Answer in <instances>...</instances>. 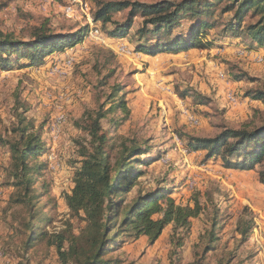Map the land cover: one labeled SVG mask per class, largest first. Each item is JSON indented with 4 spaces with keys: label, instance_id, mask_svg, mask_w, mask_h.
Instances as JSON below:
<instances>
[{
    "label": "rangeland",
    "instance_id": "rangeland-1",
    "mask_svg": "<svg viewBox=\"0 0 264 264\" xmlns=\"http://www.w3.org/2000/svg\"><path fill=\"white\" fill-rule=\"evenodd\" d=\"M114 1L161 0H0V36L27 42L40 28L63 35L84 30L79 43L41 63L28 66L23 58L0 70V139L12 140L13 131L25 127L41 136L46 149L39 158L45 170L37 183L42 221L35 222L34 240L27 245L28 233L16 229L20 207L8 202L9 149L0 145V264H61L54 242L37 235L70 225V233L78 236L83 229L81 217L71 218L63 200L71 189L77 143L85 138L74 123L101 104L108 109L105 97L115 85L122 88L127 111H115L102 124L107 128L111 117L122 120L112 130L114 142L129 137L150 146L151 161L140 169L145 172L140 184L145 189L166 187L180 205L191 206L197 197L202 212L191 220L187 234L172 235L169 225L154 242L122 235L106 258L120 264H194L216 221L218 240L203 264H264V185L257 175L261 166L225 169L216 158L204 161V152H189L179 137H213L225 128L251 129L264 121V101L248 97V92H264V46L247 49L248 41L228 36L207 49L147 56L135 51L140 15L122 38H111L105 31L109 25L104 29L93 21L99 3ZM226 2H220L216 14ZM127 13H113L112 21L125 22ZM218 30L206 34L204 42ZM22 62L26 67H18ZM137 188L125 202L136 196ZM248 224V237L242 241L238 227L243 230ZM181 235L183 246L175 249Z\"/></svg>",
    "mask_w": 264,
    "mask_h": 264
},
{
    "label": "trees",
    "instance_id": "trees-1",
    "mask_svg": "<svg viewBox=\"0 0 264 264\" xmlns=\"http://www.w3.org/2000/svg\"><path fill=\"white\" fill-rule=\"evenodd\" d=\"M222 0H161L153 4L129 1L99 3L93 21L100 22L111 38L125 37L132 27L133 19L140 15L142 21L135 31L137 44L135 51L147 56L158 53H179L191 49H207L214 43H222L228 36L237 37L241 42L248 41L245 48L264 46V0H227L215 13ZM128 10L125 22L112 21L111 15ZM247 18V20H245ZM188 20L185 27L181 23ZM214 28L219 30L211 41H205L206 34ZM75 34H52L38 29L27 42L0 36V70H7L20 59H27L28 66L38 64L54 52L72 48L82 40L84 30ZM15 56V59H11ZM22 62L18 67H26ZM122 88L112 86L105 100L108 109L101 104L95 110L85 111L75 124V128L85 138L77 143L78 160L74 164L70 192L63 200L71 218L81 217L84 227L78 236L72 235L71 227L57 233L46 234L39 231L38 237L54 242L61 264H120L118 260L106 258L108 252L117 246L122 235L130 240L142 237L154 242L162 231L171 226L172 235L187 234L191 220L197 218L202 207L194 197L192 205L177 204L170 191L163 186L145 189L138 178L145 172L140 169L151 161V148L146 143L139 145L137 140L120 137L112 138V130L119 127L122 120L111 117L115 111L126 113V102L120 96ZM248 97L264 101V92H248ZM127 116V115H126ZM20 122L22 119L20 118ZM15 138L1 140L0 145L9 149L10 164L8 176L12 193L10 206L20 207V218L16 229L27 232L29 245L35 236L39 217L42 193L37 188L39 178L45 170L40 161L46 149L41 136L27 133V128L14 131ZM189 152H204V161L213 158L229 170H251L261 166L258 180L264 185V121L251 129L225 128L213 137L179 136ZM160 157V156H159ZM154 159L153 161H155ZM137 188L136 196L129 202L126 196ZM47 186H42L46 189ZM217 222L213 221L211 231L203 249L196 254L194 264H203L205 256L212 251L218 240L215 234ZM245 224V222H244ZM249 224L243 230L238 227L242 241L248 237ZM184 237L178 236L175 249L183 246ZM52 243V242H51Z\"/></svg>",
    "mask_w": 264,
    "mask_h": 264
},
{
    "label": "bare ground",
    "instance_id": "bare-ground-1",
    "mask_svg": "<svg viewBox=\"0 0 264 264\" xmlns=\"http://www.w3.org/2000/svg\"><path fill=\"white\" fill-rule=\"evenodd\" d=\"M262 62V61H261ZM233 98V97H232ZM56 124H58V123H56Z\"/></svg>",
    "mask_w": 264,
    "mask_h": 264
}]
</instances>
